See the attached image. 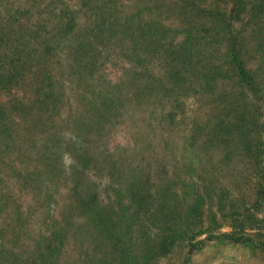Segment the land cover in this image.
<instances>
[{
  "label": "rangeland",
  "instance_id": "obj_1",
  "mask_svg": "<svg viewBox=\"0 0 264 264\" xmlns=\"http://www.w3.org/2000/svg\"><path fill=\"white\" fill-rule=\"evenodd\" d=\"M175 2L158 1L159 7L147 10V0H0V9L34 6L35 18L30 21L35 23L39 17L50 21L46 31L56 39L49 129L0 135V264H24L32 257L39 261L38 250L51 232L59 233L62 244L48 264H121L112 255L113 242L99 224L101 218L109 211L121 217L120 233L133 213L132 194L140 189L144 195L135 202L142 197L146 206L147 201L153 202L147 197V186L154 193L168 182L178 185L180 195L185 193L179 199L185 202L190 188L181 184L189 182L182 167L192 163L198 179L202 177L211 188L225 187L230 200L250 194L243 176L250 172L244 166L247 158L239 136L228 148L213 138L224 133L219 127L225 117L221 109L227 105L220 103L221 93L239 94L234 81L215 71L223 44L195 34L199 46L195 61L202 69L182 68L186 70L181 75L188 80L183 84L172 77L170 53L157 55L147 37V23L158 21L166 27L173 49L182 43L186 23ZM66 7L76 12L78 26L62 34L57 17ZM125 20L131 22V30L121 39ZM122 41L133 46L124 48ZM259 66L256 59L250 67ZM258 79L264 81V72ZM173 88L177 97L170 92ZM236 104L241 112L243 100ZM252 106L262 135L259 140L264 143V93ZM233 120L230 117L234 126ZM81 200L90 202L91 213L79 208ZM159 201L182 206L163 191L153 204ZM214 205L208 200L203 227L209 225L210 212L215 214ZM131 220L134 231H139L134 259L136 264H147V208ZM228 223L222 220L214 237L228 233ZM197 240L203 243L187 261L188 247L181 243L149 264H264V248L223 238L207 241L206 235Z\"/></svg>",
  "mask_w": 264,
  "mask_h": 264
},
{
  "label": "trees",
  "instance_id": "obj_2",
  "mask_svg": "<svg viewBox=\"0 0 264 264\" xmlns=\"http://www.w3.org/2000/svg\"><path fill=\"white\" fill-rule=\"evenodd\" d=\"M158 1L163 0H147V10H152L155 6L159 7ZM173 6L180 9L181 21L183 24L186 23L183 30L185 38L182 43L173 49L166 27L158 21L147 23V37L153 41L157 55L170 53L172 77L177 83L183 84H187L188 80L181 75L180 71L186 70L182 68L199 66L202 69L200 62L195 61L194 52L199 49L195 34L202 35V39L223 44L221 64L215 68V71L234 81L239 88L240 96L231 91L221 93L220 97L223 101L220 103L227 105L221 109L225 117L221 123L222 127H219V131L224 133L209 134H214L216 144L224 143V148L234 143V136H239L237 141L247 158L244 166L247 165V172H250L249 175H243L248 182L250 194H241L237 196L238 198L230 200L229 190L225 187L220 185L217 189L211 188L202 177L198 179L194 175V163L182 167L184 176L189 182L184 180L181 184L189 185L192 192H186L188 199H185V202L181 203L179 199L185 198V193L180 195L178 185L168 182L166 187L160 186L154 193H151V188L147 186V197L153 199V202L154 198L157 199L158 194L163 191L182 206H174L173 202L165 201H159L156 205L147 201L146 206L143 197L135 202L137 196L144 195L140 189L136 191L130 197L133 206L131 217L147 208V253L145 254L147 264L164 256L181 243L188 247L185 258L187 261L203 243L197 240L201 235H206L207 241L223 238L234 244L264 248V242L261 241V238H264V143L259 140L262 135L258 133L260 126L252 106V103L262 99L264 93V81L258 79L264 72V52L261 51L264 45V0H211L209 3L206 0H177ZM227 6H229L228 11H223ZM33 7L26 8L25 4L18 5L14 9H0V135L4 136L9 132L18 134L19 131L49 129L48 113L53 108L52 98L56 85L52 68L56 39L49 36L46 31L45 25L50 24V21L41 17L37 18L35 23L30 21L35 18ZM23 13L25 16L19 18ZM58 16V27L62 34L75 31L78 26L75 11L66 7L59 11ZM130 26V21L123 22L121 39L130 34ZM92 33H95L93 29ZM90 40L92 41V38ZM106 41L111 43L112 39L107 38ZM131 44L129 41L121 43L128 49L133 46ZM256 59L260 66L253 70L250 66ZM207 74L214 76V72L211 71ZM209 91L213 93L215 88H210ZM170 92H175V96H178L175 88ZM213 97L217 100L219 94ZM241 99L244 105L241 112H238L237 107L240 106L236 103ZM172 102L176 103V100ZM232 116L234 126L230 121ZM233 131L238 133L233 134ZM208 200L214 201L215 214L210 212L209 225L203 227V216ZM90 206L89 201H80L79 208L88 213H91ZM127 208L132 210L131 206ZM183 215L184 218L177 219ZM164 216L166 220L161 221ZM131 217L127 227H124L120 233H117V224L120 223L121 217L115 218L112 211L108 212L107 217L101 218L99 223L113 242L112 255L121 264L137 262L134 258L138 251L139 231L137 229L134 231ZM222 220H229L227 226L230 231L222 233L220 237H214L213 232L220 227ZM135 223L137 224L136 220ZM59 236V233L51 232L44 237V245L38 250L39 261L32 257L24 264H48L53 260L55 250L57 252L62 244ZM150 244H156V247H151Z\"/></svg>",
  "mask_w": 264,
  "mask_h": 264
}]
</instances>
